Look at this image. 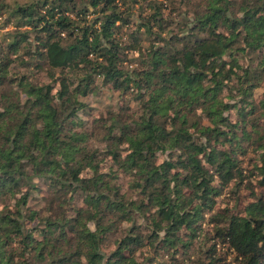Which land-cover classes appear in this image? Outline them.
Returning <instances> with one entry per match:
<instances>
[{
	"label": "trees",
	"instance_id": "16d2710c",
	"mask_svg": "<svg viewBox=\"0 0 264 264\" xmlns=\"http://www.w3.org/2000/svg\"><path fill=\"white\" fill-rule=\"evenodd\" d=\"M262 87L264 0H0V264H264Z\"/></svg>",
	"mask_w": 264,
	"mask_h": 264
},
{
	"label": "rangeland",
	"instance_id": "374dc122",
	"mask_svg": "<svg viewBox=\"0 0 264 264\" xmlns=\"http://www.w3.org/2000/svg\"><path fill=\"white\" fill-rule=\"evenodd\" d=\"M182 16H185L184 11L179 12ZM178 14V15H179ZM134 17L136 18V13H134ZM7 29V28H6ZM38 78L42 81L45 80V75L40 73L38 75ZM264 87L257 89L256 91L260 92L263 91ZM80 100L84 103V107L78 112V117H80L83 121L91 120L93 117H99L100 115L106 114V112L110 109H114L118 104L119 100V94L117 91H111L108 90L102 86L96 88L93 92L89 93L86 96L80 97ZM128 105H132V102H129ZM231 113V118H234L233 111ZM98 145L102 146L104 143L99 140ZM123 184L125 183V180L123 178L120 180ZM44 186L42 187V190L34 192L31 199L29 200V203L32 205V207L39 208L41 206L42 199L41 195H44ZM248 189L241 188L238 193L235 195L234 198H230L229 193H222L219 196L218 203L216 204V208L220 207L221 209L227 207L229 209H234L236 206L237 209L239 207L243 206L244 203H246L247 200H250L252 197L248 195ZM220 200V202H219ZM225 205V207L223 205ZM126 225V224H125ZM92 227V224H90ZM212 227L209 226V228ZM224 251V250H222ZM150 254V251L145 248L143 249V252L141 254L138 253V258L144 261V257H147ZM147 264H149L147 262ZM152 264H155L153 262Z\"/></svg>",
	"mask_w": 264,
	"mask_h": 264
}]
</instances>
